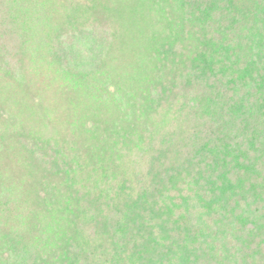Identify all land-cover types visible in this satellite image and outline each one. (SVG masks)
Wrapping results in <instances>:
<instances>
[{"label": "trees", "instance_id": "obj_1", "mask_svg": "<svg viewBox=\"0 0 264 264\" xmlns=\"http://www.w3.org/2000/svg\"><path fill=\"white\" fill-rule=\"evenodd\" d=\"M0 264H264V0H0Z\"/></svg>", "mask_w": 264, "mask_h": 264}]
</instances>
